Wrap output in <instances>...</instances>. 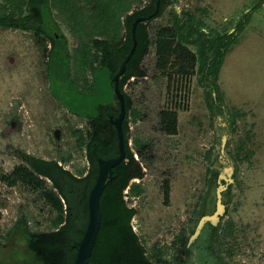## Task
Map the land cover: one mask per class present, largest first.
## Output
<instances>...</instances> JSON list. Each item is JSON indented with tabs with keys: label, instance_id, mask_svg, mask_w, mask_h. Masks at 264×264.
Segmentation results:
<instances>
[{
	"label": "rangeland",
	"instance_id": "1",
	"mask_svg": "<svg viewBox=\"0 0 264 264\" xmlns=\"http://www.w3.org/2000/svg\"><path fill=\"white\" fill-rule=\"evenodd\" d=\"M24 1L0 0V17L21 16ZM151 2L51 0L68 49L60 44L50 62V46H41L40 37L0 28V264H36L21 220L32 233L57 229L47 193H58L50 180L40 178L33 188L5 179L27 166L25 156L58 160L74 176H87L92 127L70 105L73 112L87 110L79 98L90 96V87L106 105L115 101V92L108 71L96 67L98 62L92 70L80 58L82 46L100 57L97 41L123 46L127 16ZM175 16L180 17L176 28ZM147 27L151 46L141 62L145 76L133 77L123 88L132 105L129 146L145 174L125 192L128 207L137 211L133 230L149 254L155 247L169 264H180L179 241L199 219L213 172L227 168L236 179L216 250L228 264H264V0H168ZM163 29L177 34L176 44L199 58L189 77L178 74L176 57L167 68L158 64L157 38ZM166 111L177 113L175 135L162 125Z\"/></svg>",
	"mask_w": 264,
	"mask_h": 264
},
{
	"label": "trees",
	"instance_id": "2",
	"mask_svg": "<svg viewBox=\"0 0 264 264\" xmlns=\"http://www.w3.org/2000/svg\"><path fill=\"white\" fill-rule=\"evenodd\" d=\"M157 2H159L160 8L159 13L156 15V18H158L162 15L168 0H152V3L147 8H144L135 15L127 16L128 35L123 46L116 47L107 41H97L96 47L102 53V57H100V53L90 56L88 46H82L80 58L82 60L85 59V64L92 70L95 69L94 67L97 64L96 67L108 71L111 74L113 90L115 86L114 76L119 71L122 62L131 52L134 44L131 29L132 23L137 17L139 18L142 15L149 16L154 12ZM24 8L25 11L21 16H16L15 12L9 16L0 17V28L33 32L37 37H50L53 42V50L49 56L46 54L47 62H50L51 57L60 44L63 48L68 49L67 39L65 37H56L63 34L59 25L53 19L51 0H25ZM111 9L114 8L111 6ZM179 23L180 17L175 16L174 28ZM54 27H56L55 33ZM170 32L171 30L163 29L157 38L156 54L158 56V64L162 68H167L171 64L172 58L176 57L173 65H177L178 74L189 77L191 71L195 69L199 58L181 44H176L175 38L177 34L171 36ZM135 35L137 39L136 51L127 64L124 75L120 79V89L122 92L130 79L145 76V73L141 70V62L148 55L151 46L147 24H139ZM39 44L46 48V44L41 39L39 40ZM209 46L211 47V44ZM67 52L65 53V57L68 67L70 65L68 64L70 54L69 51ZM92 57L96 60L90 63ZM67 67L66 70H69V67ZM47 71V75L49 76L51 67ZM68 81L72 86L76 87V82L70 79V77ZM90 89L93 90L90 96L82 95L79 98V106L87 110L84 112L81 110L73 112L74 105H70L72 106L70 107L71 112L81 118L88 119L92 127L90 140L86 142L87 157L90 164L87 176L84 178L74 176L58 160L47 161L25 156L24 159L27 166L19 167L14 171V175L11 178L5 179L10 185H16L20 182L35 188L40 178H46L51 181L53 188L58 193H47L49 203L57 212L54 221V226L57 228L55 232L32 233L29 231L27 223L21 220L23 225L20 227V231L27 241L28 251L33 258V262L36 264L75 263L79 242L84 237L89 221L88 198L90 191L98 179V160L111 159L119 155L117 130L111 124L109 116L117 117L119 115L120 104L115 96V101L106 105L100 100L102 99L101 93H96L94 87H90ZM124 95L126 98V117L123 123V133L126 137V159L114 169V179L106 187L102 195L100 201L102 224L90 264H169V262L164 261L161 257L162 251L155 249V247L152 249L155 252L149 254L148 249L141 243L140 238L134 232L131 225V221L137 214V211L127 206L124 191L131 180L128 171L136 160L135 154L129 146V138L127 137V134L130 133L129 113L132 105L130 98L125 93ZM96 100H99V102L96 103ZM94 108L97 109L96 114L90 111ZM161 122L166 127V132L169 135L177 133V113L163 112ZM78 134H80L79 139L84 141V135L80 131ZM70 159L71 156H68L63 159V162L67 163ZM128 159L130 162L127 161ZM219 175V172H213L209 183V190L203 198L202 211L199 218L205 215H212L216 210V190L219 186ZM222 184L225 185L224 181H222ZM223 199L226 205L230 204L232 200V187L223 193ZM206 205L209 208H206ZM228 211L229 208L227 207L226 215H228ZM196 227L197 224L192 228L188 237L182 238L179 241L181 243V257L177 260H180V264L192 263V259L195 256L194 249L196 250V248L199 251L196 254L197 260L201 261V263L224 264L222 256L217 252L215 247L221 227H213L209 224V230H203L202 235L196 241L191 242Z\"/></svg>",
	"mask_w": 264,
	"mask_h": 264
},
{
	"label": "water",
	"instance_id": "3",
	"mask_svg": "<svg viewBox=\"0 0 264 264\" xmlns=\"http://www.w3.org/2000/svg\"><path fill=\"white\" fill-rule=\"evenodd\" d=\"M159 3L157 4V9L154 14H152L149 18L140 17L133 24L132 34H133V47L131 52L127 56V58L122 62L119 71L114 76V92L115 96L120 104V113L115 118L112 115L109 116L111 124L116 128L118 140H119V155L115 158L111 159H99V175L96 181L95 186L92 188L88 198V209H89V221L84 234L83 239L79 242L78 252L76 256V260L74 264H90L91 257L94 251V248L97 243L98 234L102 224V212L100 208V201L102 195L106 189V187L113 181V171L126 159V150H125V140L126 137L123 133V122L126 117V98L124 93L120 89V79L124 75L126 71L127 64L133 57L136 47H137V39H136V27L139 23L146 22L150 20V18L156 17L159 12ZM56 137H59V132H56ZM226 143V138H223V149ZM233 171L228 172V169L225 168L224 172L220 174L218 180V188L216 190L217 194V209L212 215L203 216L197 226V229L192 236L191 242L197 240L201 235V232L206 224H210L213 227H217L221 220L226 216L227 208L226 204L223 200V193L227 191V186L222 184V181H226L227 183H233L232 179ZM207 208V207H206Z\"/></svg>",
	"mask_w": 264,
	"mask_h": 264
},
{
	"label": "flooded vegetation",
	"instance_id": "4",
	"mask_svg": "<svg viewBox=\"0 0 264 264\" xmlns=\"http://www.w3.org/2000/svg\"><path fill=\"white\" fill-rule=\"evenodd\" d=\"M152 3V2H151ZM159 2H157V4H158ZM157 4H156V9H157ZM149 5L147 4V5H145L144 7H142V9L141 10H143L144 8H147ZM156 12V10L154 11V12H152L149 16H146V15H142V16H140L141 18L142 17H147V18H149L152 14H154ZM159 13V12H158ZM139 17V18H140ZM138 19V17L136 18V19H134V21H133V23H132V28L131 29H133V24L135 23V21ZM154 19H156V17L155 18H150V20H148V21H146V22H142V23H139V24H148L149 22H151V21H153ZM138 24V25H139ZM138 25H137V27H138ZM137 27H136V29H137ZM31 33H33V32H31ZM34 34V33H33ZM40 38H41V40L47 45H49L50 47H49V49H46V54H47V56H49L50 54H51V51L53 50V42H52V40H51V38L50 37H46V36H39ZM57 38H63L64 36L63 35H57L56 36ZM43 38V39H42ZM45 38V39H44ZM67 44H68V42H67ZM116 118V117H115ZM124 123V122H123ZM127 137L129 138V134H127ZM135 162L133 163V165L130 167V169H129V171H128V174L131 176V180H130V183H129V185H128V187L126 188V190L124 191V194H125V192H126V194L129 192V191H127V189L129 190V189H131V185L134 183V180H136V179H141V178H143L144 176H145V174H144V170H143V164L142 163H140L139 161H138V156H135ZM128 162H130V160L128 159L127 160ZM220 174H221V172H219ZM220 176V175H219ZM232 179L234 180V182H235V179H236V176L234 177V175L232 176ZM234 182L233 183H227L226 181H224V183H225V185L227 186V190L230 188V187H233V184H234ZM126 197V196H125ZM224 200V199H223ZM126 201V200H125ZM216 202H217V194H216ZM128 206V205H127ZM206 207L207 208H209V206L208 205H206ZM229 208V205H226V208ZM216 209H217V206H216ZM216 211V210H215ZM229 212V211H228ZM227 216V215H226ZM225 216V217H226ZM224 217V218H225ZM201 218V217H200ZM200 218H199V220L196 222V223H194V225H192V228L197 224V226H198V223H199V221H200ZM224 218L221 220V222L218 224V226L217 227H221V223H222V221L224 220ZM192 228L190 229V231L192 230ZM196 229H197V227H196ZM203 230H209V224H206L205 225V227L203 228ZM203 230H202V232H203ZM196 231V230H195ZM202 232H201V235H202ZM190 233V232H189ZM200 235V236H201ZM199 236V237H200ZM188 237V236H187ZM196 241V240H195ZM217 242V241H216ZM197 247V246H196ZM199 251L197 250V248H196V250L194 249V253H195V256H194V258L192 259V263L190 262L189 264H200L201 263V261H198L197 260V253H198ZM161 257L163 258V260L164 261H167L164 257H163V253L161 252ZM223 258V260H224V264H228L227 263V261H226V259L224 258V257H222ZM168 262V261H167ZM204 262V261H203ZM163 264V263H162ZM201 264H204V263H201Z\"/></svg>",
	"mask_w": 264,
	"mask_h": 264
}]
</instances>
